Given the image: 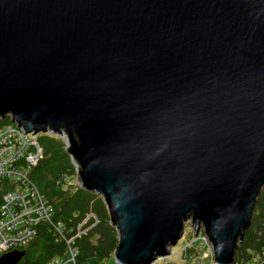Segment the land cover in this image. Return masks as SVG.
<instances>
[{
	"label": "water",
	"instance_id": "obj_1",
	"mask_svg": "<svg viewBox=\"0 0 264 264\" xmlns=\"http://www.w3.org/2000/svg\"><path fill=\"white\" fill-rule=\"evenodd\" d=\"M5 118L66 136L115 264L168 255L186 222L234 264L264 187V0H0Z\"/></svg>",
	"mask_w": 264,
	"mask_h": 264
},
{
	"label": "trees",
	"instance_id": "obj_2",
	"mask_svg": "<svg viewBox=\"0 0 264 264\" xmlns=\"http://www.w3.org/2000/svg\"><path fill=\"white\" fill-rule=\"evenodd\" d=\"M8 123L9 118L0 120V128ZM36 141L42 150V159L29 169L28 177L50 205L52 215L50 222L35 227L34 238L21 248L24 255L18 264H46L62 256L65 242L58 237L55 227L60 226L66 237L72 236L89 213L95 215L98 222L85 236L76 239V264L86 263L89 259L97 262L112 259L117 236L109 224L102 199L76 184L75 168L60 139L39 133ZM12 189L13 184L9 181H0V203L3 194ZM255 260L258 264L264 261V187L255 203L249 227L234 254V264H250Z\"/></svg>",
	"mask_w": 264,
	"mask_h": 264
},
{
	"label": "built area",
	"instance_id": "obj_3",
	"mask_svg": "<svg viewBox=\"0 0 264 264\" xmlns=\"http://www.w3.org/2000/svg\"><path fill=\"white\" fill-rule=\"evenodd\" d=\"M23 132L22 126L11 122L0 128V181L7 180L13 184V189L3 194L0 203V256L21 250L34 237L38 224L51 221L50 205L28 177L29 169L42 159V150L33 130ZM97 222L95 215L87 214L69 237L62 233L60 226H56L58 237L65 242V249L62 256L46 264H76L78 249L75 241L85 236ZM192 234L193 239L180 251L182 264H215L213 249L203 226L196 236L193 231ZM156 260H163V257ZM250 264L258 262L255 260Z\"/></svg>",
	"mask_w": 264,
	"mask_h": 264
},
{
	"label": "rangeland",
	"instance_id": "obj_4",
	"mask_svg": "<svg viewBox=\"0 0 264 264\" xmlns=\"http://www.w3.org/2000/svg\"><path fill=\"white\" fill-rule=\"evenodd\" d=\"M39 134V133H38ZM48 134H51V133H48ZM37 135V134H35ZM53 136H55L56 138L60 139L63 144H64V147H65V150H66V141H67V138L64 134L58 136V135H54V134H51ZM75 182L77 183L76 179L74 178ZM74 182V183H75ZM192 227L189 225L188 222H186L184 224V232L181 236V238L177 241V243L170 248V251L168 253V255H166L165 257L163 256V260H153L152 263L153 264H182V260H181V249L186 246L188 244V242L190 240L193 239V234H192ZM117 236V234H116ZM83 264H115L114 262V259L112 257V259H108V260H105L103 262H97L95 261L94 259H89L86 263H83Z\"/></svg>",
	"mask_w": 264,
	"mask_h": 264
},
{
	"label": "bare ground",
	"instance_id": "obj_5",
	"mask_svg": "<svg viewBox=\"0 0 264 264\" xmlns=\"http://www.w3.org/2000/svg\"><path fill=\"white\" fill-rule=\"evenodd\" d=\"M193 232H194V229H193ZM33 238H34V237H33ZM33 238H32V239H33ZM176 243H177V242H176ZM27 245H28V244H27ZM27 245H26V246H27ZM22 248H23V247H22ZM169 251H170V249H169ZM164 257H165V256H164Z\"/></svg>",
	"mask_w": 264,
	"mask_h": 264
}]
</instances>
